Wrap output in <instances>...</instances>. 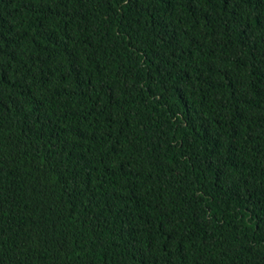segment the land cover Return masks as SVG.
Segmentation results:
<instances>
[{
  "label": "trees",
  "instance_id": "1",
  "mask_svg": "<svg viewBox=\"0 0 264 264\" xmlns=\"http://www.w3.org/2000/svg\"><path fill=\"white\" fill-rule=\"evenodd\" d=\"M0 264H264V0H0Z\"/></svg>",
  "mask_w": 264,
  "mask_h": 264
}]
</instances>
